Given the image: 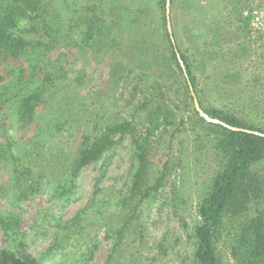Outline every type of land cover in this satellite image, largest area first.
Wrapping results in <instances>:
<instances>
[{
	"label": "rangeland",
	"instance_id": "obj_1",
	"mask_svg": "<svg viewBox=\"0 0 264 264\" xmlns=\"http://www.w3.org/2000/svg\"><path fill=\"white\" fill-rule=\"evenodd\" d=\"M35 1V41L0 66V146L13 144L40 186L19 200L12 165L0 167V214L19 217L25 236L20 263L33 264L67 229L78 236L46 264H198L199 209L230 160L224 131L201 117L219 110L264 132V0H173L171 33L161 0ZM14 5L0 0V12ZM124 12L138 17L127 29ZM171 43L195 84L178 70ZM39 89L35 118L22 127L19 103ZM124 122L135 134L116 136L114 148L80 169L72 193L55 198L85 137ZM135 140L149 152L145 185L165 179L134 214L139 198L126 200L137 170ZM248 172L250 201L215 231L219 264H240L234 250L243 228L264 218V160ZM11 252L0 228L2 264H12Z\"/></svg>",
	"mask_w": 264,
	"mask_h": 264
},
{
	"label": "trees",
	"instance_id": "obj_2",
	"mask_svg": "<svg viewBox=\"0 0 264 264\" xmlns=\"http://www.w3.org/2000/svg\"><path fill=\"white\" fill-rule=\"evenodd\" d=\"M167 2L168 0H161L164 14H166ZM171 2L173 0H170ZM37 11L38 3L35 0H16V5L0 12V66L10 59L21 56L35 41L33 37L36 31L32 14ZM28 20H31L32 23L26 25ZM121 21L123 27L127 29L130 26V21L135 24L138 22V17L124 12ZM171 52L182 76L186 78L188 83L195 84V77L190 66L186 63L185 57L181 53L179 55L177 48L172 43ZM180 60L184 62L185 67L181 65ZM49 76L52 75L45 77L46 83L50 81ZM2 81L4 79L0 77V83ZM43 93V89L36 90L24 97L19 103L20 111L17 117L18 123L22 127H27L33 122ZM205 115V119L201 117L202 121L215 125L224 131L222 144L228 150L230 160L223 172L217 176L214 182V192L204 200L199 209L201 222L194 232V254L198 264H219L220 260L214 247L215 231L219 226H222L228 216L237 215L241 212L250 201L251 192L255 191L254 182L250 179L248 170L253 163L264 160V132L255 127L243 125L219 110L206 111ZM229 127L239 129V131L231 130ZM129 134L134 135L135 128L131 123L124 122L107 128L100 136L85 137L78 153L77 165L67 175V182L65 181L58 186L55 198L63 199L64 196H69L74 190L73 181L78 176L80 169L100 160L107 151L114 148L117 145L116 136L122 138ZM134 146L137 170L133 177L130 197L126 201L139 198V202L133 207L135 214L140 204L150 198L152 192H157L163 187L165 174L161 175L155 186L147 187L145 184L150 168L149 152L144 143L139 140L134 141ZM3 164L12 165L14 185L20 192L19 200L28 199L30 195L40 191V186L35 185L38 182L33 179L31 169L24 166L15 154L13 144L0 146V167ZM130 220L131 218L128 221ZM128 221L118 232L120 238L129 225ZM263 221L264 218L263 220H253L243 228L238 245L239 249L237 247L234 250V256L240 264H264ZM20 223V218L15 215L0 214V228L12 246L10 257L12 264H22L17 255V246L23 242L25 237L20 232ZM63 233L65 237L62 235ZM77 234V232L67 231V229L58 233L48 251L33 261V264H46L53 261L78 236ZM2 260L3 256L0 255V264H2ZM29 262L27 259L23 261V264Z\"/></svg>",
	"mask_w": 264,
	"mask_h": 264
},
{
	"label": "water",
	"instance_id": "obj_3",
	"mask_svg": "<svg viewBox=\"0 0 264 264\" xmlns=\"http://www.w3.org/2000/svg\"><path fill=\"white\" fill-rule=\"evenodd\" d=\"M167 19H168V29H169V32L171 33L172 30H171V23H170V0H168V2H167ZM195 105H196L197 111L200 113V115L203 116L204 114H203L197 100H195ZM229 129L234 130V131H239V129H235L232 127H229Z\"/></svg>",
	"mask_w": 264,
	"mask_h": 264
},
{
	"label": "built area",
	"instance_id": "obj_4",
	"mask_svg": "<svg viewBox=\"0 0 264 264\" xmlns=\"http://www.w3.org/2000/svg\"><path fill=\"white\" fill-rule=\"evenodd\" d=\"M261 20L262 21L264 20V15H261V16L258 17V22L260 23L261 26H263L262 23H261Z\"/></svg>",
	"mask_w": 264,
	"mask_h": 264
}]
</instances>
